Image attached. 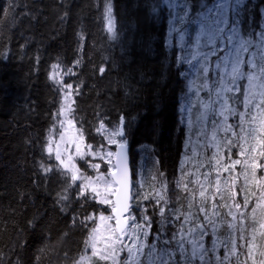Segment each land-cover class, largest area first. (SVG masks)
Here are the masks:
<instances>
[{
	"label": "snow or ice",
	"instance_id": "6c2138e0",
	"mask_svg": "<svg viewBox=\"0 0 264 264\" xmlns=\"http://www.w3.org/2000/svg\"><path fill=\"white\" fill-rule=\"evenodd\" d=\"M102 6L107 38L116 41L113 2L104 0ZM140 8L150 21L163 19L166 11L162 46L179 50L174 59L178 70L187 66L178 72L187 81L186 103L180 107V123L187 122L184 160L196 153L193 135L203 141V151L196 171L181 164L175 201L168 196L162 171L134 183L127 154L128 115L121 113L115 124L107 117L99 119L97 132L103 130L104 143H87L82 128L66 139L67 129L77 123L67 116L74 112L73 93L79 94V86L65 84L60 64H53L49 79L62 94L56 115L66 119L59 121L64 130L55 147L52 136L43 146L47 159L57 163L42 160L40 171L63 179L57 193L62 211L73 195L82 209L89 203L101 206L73 218L89 229L85 251L91 249L75 264H264V4L142 0ZM11 10L10 5L6 11ZM79 39H85L82 33ZM138 47L145 55L155 52L151 36L142 38ZM122 52L131 55L127 49ZM0 58L6 60L7 54L0 53ZM105 71L99 68L100 74ZM65 74L75 73L68 69ZM30 226L35 227L33 222Z\"/></svg>",
	"mask_w": 264,
	"mask_h": 264
},
{
	"label": "trees",
	"instance_id": "16d2710c",
	"mask_svg": "<svg viewBox=\"0 0 264 264\" xmlns=\"http://www.w3.org/2000/svg\"><path fill=\"white\" fill-rule=\"evenodd\" d=\"M112 2L116 41L107 38L104 0H0V53L7 54L6 60L0 58V264H75L91 253L90 248L85 251L89 229L79 219L73 223V218L101 206L85 204L84 211L73 195L62 211L57 193L63 179L55 172L45 176L39 168L42 160L57 163L48 160L43 149L60 120L56 113L62 94L49 79L53 64H60L65 84L79 86V94L73 93L72 118L87 143L105 142L102 130L97 132L101 117L115 124L121 113L128 115L126 139L134 183L147 182L162 171L168 196L175 201L181 164L196 171L203 141H194L198 149L186 162L187 122L180 123L186 80L178 75L186 66L178 70L177 49L162 46L166 11L163 19L150 21L140 8L142 0ZM148 36L153 39L152 55L138 47ZM122 49L131 55L125 56ZM101 66L104 74L99 73ZM68 69L75 74H65ZM78 164L86 169L82 160ZM242 183L241 177L238 184Z\"/></svg>",
	"mask_w": 264,
	"mask_h": 264
},
{
	"label": "rangeland",
	"instance_id": "374dc122",
	"mask_svg": "<svg viewBox=\"0 0 264 264\" xmlns=\"http://www.w3.org/2000/svg\"><path fill=\"white\" fill-rule=\"evenodd\" d=\"M177 54L179 55V50H178V49H177ZM186 67H187V66H186ZM185 69H186V68H185ZM53 71H54V70H53V68H52V70H51V74L53 73ZM186 85H187V81H186ZM186 91H187V88L185 89V92H186ZM185 92L183 93V97H182V99H183V104L186 103V101H185ZM67 118H68V119H71V118H72V115H71V116H67ZM194 118H195V117L193 116V119H194ZM65 119H66V117L60 116V120H65ZM60 120H59V121H60ZM76 129H78L76 126H75V128H69V129H67V132H66V139L78 135ZM62 130H64V129H61V127H60V123H58V125L52 130V133H51L50 136L53 137V141H54V143H53V147H55V142L59 141V139H60V137H59V132L62 131ZM194 131H195V129H194ZM102 133H103V135H104L103 130H102ZM192 139H193L192 147L195 148V149H198V145L194 142V141H198V140L196 139L195 135H193ZM65 146H66L65 144H63V143L61 144V148H64ZM70 151H73V152H74V145L71 147ZM233 158H234V157H233ZM78 161H79V160H77V163H78ZM96 162H99V161L97 160ZM85 165H86V164H85ZM84 170L88 171L89 174H92V170H91L90 168H88L87 165H86V169H84ZM102 170H103V169H102ZM106 214H107V213H106Z\"/></svg>",
	"mask_w": 264,
	"mask_h": 264
},
{
	"label": "water",
	"instance_id": "95a60500",
	"mask_svg": "<svg viewBox=\"0 0 264 264\" xmlns=\"http://www.w3.org/2000/svg\"><path fill=\"white\" fill-rule=\"evenodd\" d=\"M127 154H128V160H129V165H130V168H131V170H132V174H133V176H132V178H133V180H134V172H133V168H132V159H131V146H130V144H129V141L127 140Z\"/></svg>",
	"mask_w": 264,
	"mask_h": 264
}]
</instances>
